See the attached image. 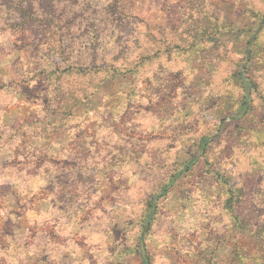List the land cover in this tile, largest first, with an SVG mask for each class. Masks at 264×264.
Segmentation results:
<instances>
[{
  "label": "rangeland",
  "instance_id": "374dc122",
  "mask_svg": "<svg viewBox=\"0 0 264 264\" xmlns=\"http://www.w3.org/2000/svg\"><path fill=\"white\" fill-rule=\"evenodd\" d=\"M68 6L73 42L120 40L131 71L65 116L58 57L0 55V264H236L233 213L264 217V0H138L124 31ZM41 122L58 132L36 146Z\"/></svg>",
  "mask_w": 264,
  "mask_h": 264
},
{
  "label": "trees",
  "instance_id": "16d2710c",
  "mask_svg": "<svg viewBox=\"0 0 264 264\" xmlns=\"http://www.w3.org/2000/svg\"><path fill=\"white\" fill-rule=\"evenodd\" d=\"M166 1L162 0V5ZM137 3L138 0H0V31L8 34L0 46V55H7L14 51L35 50L42 54L44 52L50 58L52 56L58 57L62 67L57 65L50 70V73H56L58 76L56 79L60 84L57 89L60 108L62 106L65 116H71L74 108L81 104L82 100L92 97L94 91L101 88L103 83L118 78L122 73L131 70L129 69L130 63H125L129 59L124 57L122 53L124 48L120 40H112L113 43H116V51L114 52L105 50L104 45L108 42L98 41V35L89 34V36L84 37L82 42H73L75 39L72 38L73 33L70 32V27L75 16L73 14L69 21L66 17L69 10L63 8L65 5L74 7L81 4L79 15H81V20H85L84 22L87 24L90 22L88 21L89 17L95 16V12L90 11L92 5L94 7L101 5L100 14L102 16L106 14L104 19H109V26L124 31L129 22L127 18L136 19L142 10L141 7H137ZM60 5L62 8L56 14L55 11ZM146 10L150 9L147 8ZM95 20L97 19L95 18L91 22ZM62 23H65V31L60 27ZM89 26H93V23ZM76 30H81L80 23L76 26ZM105 30L102 27L99 33ZM109 38L111 40V37ZM117 48H121V50H117ZM65 75H73L77 79L72 84L63 85L58 79ZM242 86L246 91L245 104L249 106V81L242 78ZM41 124L43 125L40 131H35V136H33V143L36 146L39 143L45 145L52 138L51 133L56 134L58 132V126L53 122H41ZM27 126L30 124L27 123ZM47 128L50 130L47 131ZM1 141L2 131L0 130V143ZM21 144L23 143L17 141V147ZM20 151L18 148L15 149L12 156L17 155ZM45 152L44 150H34V152L22 153L29 156L28 159L31 161V168L27 170L26 175L41 177L48 174L50 166H56L55 161L45 157ZM9 157L11 156L8 155L7 158ZM42 166L44 173L41 171ZM2 168L5 170V167L2 166L0 171ZM8 174L11 175L12 171ZM172 182L173 179L170 184ZM153 202L154 198L150 200L148 205L154 207ZM233 216L237 228L247 234L252 242V248L249 249L244 248L242 243L240 246L234 247L232 254L236 258V264H264V217L252 219L245 217L240 211L236 212V210Z\"/></svg>",
  "mask_w": 264,
  "mask_h": 264
}]
</instances>
